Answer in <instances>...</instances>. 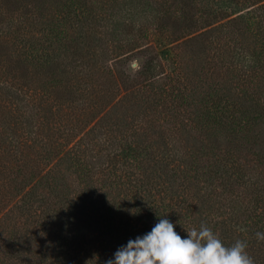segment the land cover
I'll use <instances>...</instances> for the list:
<instances>
[{
  "label": "trees",
  "instance_id": "trees-1",
  "mask_svg": "<svg viewBox=\"0 0 264 264\" xmlns=\"http://www.w3.org/2000/svg\"><path fill=\"white\" fill-rule=\"evenodd\" d=\"M160 218L264 264V0H0V264Z\"/></svg>",
  "mask_w": 264,
  "mask_h": 264
},
{
  "label": "clouds",
  "instance_id": "clouds-1",
  "mask_svg": "<svg viewBox=\"0 0 264 264\" xmlns=\"http://www.w3.org/2000/svg\"><path fill=\"white\" fill-rule=\"evenodd\" d=\"M186 232L187 238H182L172 222L160 218L151 232L129 240L106 264H255L245 241L225 246L204 223ZM256 238L264 241V233L257 232Z\"/></svg>",
  "mask_w": 264,
  "mask_h": 264
},
{
  "label": "rangeland",
  "instance_id": "rangeland-1",
  "mask_svg": "<svg viewBox=\"0 0 264 264\" xmlns=\"http://www.w3.org/2000/svg\"><path fill=\"white\" fill-rule=\"evenodd\" d=\"M141 62V58L139 55L135 56L131 59V65L127 64V66L124 67L128 72L132 73L135 69H138V64Z\"/></svg>",
  "mask_w": 264,
  "mask_h": 264
}]
</instances>
